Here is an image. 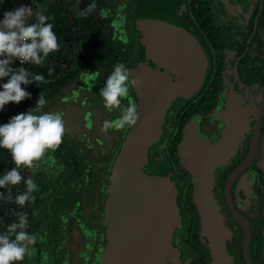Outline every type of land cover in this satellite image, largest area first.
Segmentation results:
<instances>
[{"label":"flooded vegetation","instance_id":"1","mask_svg":"<svg viewBox=\"0 0 264 264\" xmlns=\"http://www.w3.org/2000/svg\"><path fill=\"white\" fill-rule=\"evenodd\" d=\"M26 1L19 0L14 10ZM49 1L70 19L77 36L59 54L34 64L32 74L44 79L29 85L31 109L41 93L47 101L43 111L62 113L69 132L35 175L20 169L38 186L34 202L14 203L25 191L23 182L10 187L13 203L0 200V232L18 222L22 212L27 231L37 237L34 255L22 264H108L105 202L115 160L133 129L101 131L104 120L120 115L119 109H105L99 95L116 63L125 64L130 79L140 81L130 87L138 109L140 85L157 82L150 77L171 86L190 79L165 109L142 167L148 175L168 179L176 190L180 222L171 242L179 264H264V0H93L97 8L89 37L82 36L78 21L86 0H33L31 7L43 12L38 6L47 7ZM201 67L203 78L194 85ZM93 74L89 87L85 78ZM230 102L247 115L248 124L229 159L213 170L216 229L214 219L210 226L205 222L183 150L192 138L205 144L219 139ZM127 103L122 101V107ZM0 190L7 195L9 188ZM117 228L118 222L116 237L140 234L139 229ZM143 248L116 240L111 264H144V256L142 262H126L140 259L128 252Z\"/></svg>","mask_w":264,"mask_h":264},{"label":"clouds","instance_id":"2","mask_svg":"<svg viewBox=\"0 0 264 264\" xmlns=\"http://www.w3.org/2000/svg\"><path fill=\"white\" fill-rule=\"evenodd\" d=\"M97 8L96 3L88 5L82 15H88ZM35 16V22L30 18ZM49 17L41 12H34L32 7L20 6L14 11L5 12L0 20V80L7 78V82L0 85V110L9 103L19 104L30 93L22 85L37 84L43 77L33 75L23 65L27 63L40 65L51 53L60 48L58 37L53 31V24ZM19 61L22 65L13 68V63ZM96 76L85 78V83L92 87L90 81ZM140 84L139 79L131 78L129 69L123 63H116L107 76L104 86L100 89L105 109L109 112L120 110L119 117L104 120L101 131L107 133L110 129L120 131L126 127H133L138 121V106L130 96V87ZM78 96V93H73ZM127 100L122 107V101ZM47 104L40 93L36 107L27 112L17 114L7 123L0 125V149L7 150L15 165L0 176V188H9L7 195L0 192V200L13 203L10 187L22 182L25 191L18 193L14 203L23 207L34 202L38 186L35 181L21 174L20 169L32 171L41 163L51 159L49 153H54L62 144L69 129L66 127L62 113L43 111ZM29 221L24 213L18 214V222H12L5 232H0V264H22L26 257L35 253L37 237L29 233Z\"/></svg>","mask_w":264,"mask_h":264},{"label":"water","instance_id":"3","mask_svg":"<svg viewBox=\"0 0 264 264\" xmlns=\"http://www.w3.org/2000/svg\"><path fill=\"white\" fill-rule=\"evenodd\" d=\"M32 2L27 0L25 6L31 7ZM202 72L201 67L197 78L192 79L194 85L201 82ZM150 79H157V82L151 81L150 86L140 85L143 97L138 109L139 118L124 139L113 166L112 185L105 202L108 264H111L110 256L116 240L121 246L144 247L143 251L128 252L139 255L140 259L126 262H142L144 256V264H179L171 242L172 229L180 222L176 190L168 179L148 175L142 167L147 162L148 147L158 137L165 109L173 97L182 94V89L190 85V79L176 86L166 85L163 78L152 76ZM225 114L227 126L219 139L205 144L200 138H192L183 150L186 164L197 183V200L203 208L205 222L210 226L214 219L216 229L218 221L212 210L211 195L213 170L229 159L248 124L247 115L236 110L235 102L226 106ZM116 222L118 230L139 229L140 234L116 237Z\"/></svg>","mask_w":264,"mask_h":264},{"label":"trees","instance_id":"4","mask_svg":"<svg viewBox=\"0 0 264 264\" xmlns=\"http://www.w3.org/2000/svg\"><path fill=\"white\" fill-rule=\"evenodd\" d=\"M18 2L19 0H0V20L3 19V15L5 12L14 11V8L18 4ZM92 3H94L93 0H86L84 7L86 8L88 5H91ZM43 13L50 18L48 22L53 24V31L56 33L60 44L59 50L51 54H59L64 45L74 40V38L77 36V31H75L74 25L70 22V19L67 18L65 15H63V13H61L60 7L57 6L56 4L51 3L49 6L43 9ZM91 13H89L86 16L84 15L78 20L79 23L82 22V27L81 26L79 27H81L80 33L84 37L90 36V30L88 28L92 26L94 21V19H92L93 16L91 15ZM30 22H35V16L30 18ZM12 66L13 68H19L22 65L16 61L13 63ZM23 66L27 70H29L30 73H32L35 70L34 64L27 63ZM39 68L40 70H42V67ZM6 82H7V78L3 79V82L0 83V85ZM29 85H22V87H24L25 90L31 94L30 98H26L19 104L9 103L5 105L3 110H0V125L7 123L11 117L20 113L27 112L29 109H31V104L33 102V98H32L33 92H31ZM0 90H2V88H0ZM14 166L15 165L12 163L10 153L7 150L3 151L2 149H0V176L5 174L8 170H10ZM0 222H1V216H0ZM11 223L12 221L9 222L8 225H10Z\"/></svg>","mask_w":264,"mask_h":264},{"label":"rangeland","instance_id":"5","mask_svg":"<svg viewBox=\"0 0 264 264\" xmlns=\"http://www.w3.org/2000/svg\"><path fill=\"white\" fill-rule=\"evenodd\" d=\"M50 3H51V1H49L48 3H47V5L46 6H49L50 5ZM45 3H42V5H44ZM42 5L40 6H38V11H40V10H43L44 8H46V7H42Z\"/></svg>","mask_w":264,"mask_h":264},{"label":"built area","instance_id":"6","mask_svg":"<svg viewBox=\"0 0 264 264\" xmlns=\"http://www.w3.org/2000/svg\"><path fill=\"white\" fill-rule=\"evenodd\" d=\"M18 63H20L19 61H17Z\"/></svg>","mask_w":264,"mask_h":264}]
</instances>
